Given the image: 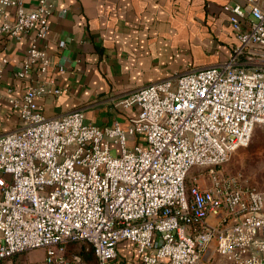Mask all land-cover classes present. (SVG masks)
I'll return each mask as SVG.
<instances>
[{"label":"built area","instance_id":"1","mask_svg":"<svg viewBox=\"0 0 264 264\" xmlns=\"http://www.w3.org/2000/svg\"><path fill=\"white\" fill-rule=\"evenodd\" d=\"M24 3L0 0V36L32 33L14 72L24 90L7 100L20 128L0 134V262L41 248L42 264H87L66 251L85 242L96 264H112L127 241L140 264H196L211 242L214 264H264V194L217 169L264 126V0L222 6L236 38L228 60L121 98L126 127L99 126L80 108L44 116L38 99L64 90L41 45L53 1ZM199 166L209 183L187 184Z\"/></svg>","mask_w":264,"mask_h":264},{"label":"crops","instance_id":"2","mask_svg":"<svg viewBox=\"0 0 264 264\" xmlns=\"http://www.w3.org/2000/svg\"><path fill=\"white\" fill-rule=\"evenodd\" d=\"M46 46L50 64L64 90L38 99L46 117L83 109L99 126L118 121L126 127L132 108L117 102L135 89L173 78L193 67L228 60L236 44L226 3L243 0H52ZM26 8L34 0H25ZM7 13L14 18V7ZM31 32L0 36V134L20 128L19 113L7 100L20 97L25 82L14 77L25 58ZM63 66L62 72H55ZM117 110L114 120L102 116L104 107ZM105 113V112H104ZM129 145H133L130 141ZM217 217L209 215L207 221ZM219 260L211 242L196 264ZM112 264H140L130 242L118 244Z\"/></svg>","mask_w":264,"mask_h":264},{"label":"rangeland","instance_id":"3","mask_svg":"<svg viewBox=\"0 0 264 264\" xmlns=\"http://www.w3.org/2000/svg\"><path fill=\"white\" fill-rule=\"evenodd\" d=\"M103 117L114 120L117 110L112 106L104 107ZM112 155H116V149L112 150ZM225 176H237L239 182L244 187H252L264 194V126L255 128L247 146L237 148L231 153L228 160L217 168ZM206 167H193L186 178V183L193 182L195 177H201L204 184L209 183ZM87 245L83 242L70 244V251L81 252ZM44 259V249H32L16 254L11 259L1 261L0 264L29 263L42 264Z\"/></svg>","mask_w":264,"mask_h":264},{"label":"trees","instance_id":"4","mask_svg":"<svg viewBox=\"0 0 264 264\" xmlns=\"http://www.w3.org/2000/svg\"><path fill=\"white\" fill-rule=\"evenodd\" d=\"M74 243H78V242L69 243L66 246L67 252H75V251H70L71 249L69 248L70 244H74ZM83 243H85V242H83ZM85 244L87 245L85 247V249H82L81 252L79 251V252H75V253L80 254L87 264H96L95 257L92 253L90 246L87 243H85Z\"/></svg>","mask_w":264,"mask_h":264}]
</instances>
